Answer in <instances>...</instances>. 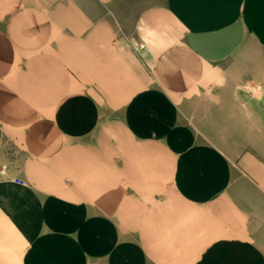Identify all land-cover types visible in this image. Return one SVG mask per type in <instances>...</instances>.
I'll return each mask as SVG.
<instances>
[{"label": "crops", "instance_id": "0c3cea01", "mask_svg": "<svg viewBox=\"0 0 264 264\" xmlns=\"http://www.w3.org/2000/svg\"><path fill=\"white\" fill-rule=\"evenodd\" d=\"M231 85L264 88V0H0V264H264Z\"/></svg>", "mask_w": 264, "mask_h": 264}, {"label": "rangeland", "instance_id": "374dc122", "mask_svg": "<svg viewBox=\"0 0 264 264\" xmlns=\"http://www.w3.org/2000/svg\"><path fill=\"white\" fill-rule=\"evenodd\" d=\"M228 91L232 92V95L234 96L236 95L235 93L237 91H242L244 93V96H247L249 99L252 98L254 106L256 109H258V113L260 115L259 122H264V119L261 120V117L264 118V88L259 85H231ZM198 102L200 103L199 107H202V100ZM210 102L213 104L214 107L211 111L217 113L218 101L216 99H212ZM228 102H231V100H227V103ZM242 107L245 113L247 114L243 118L248 119L249 121L251 119V116L248 107L250 106H248L246 104V101H244ZM209 132L211 138L215 142H217L230 152L236 151V149H238V146H241L245 142L250 141L252 139V136L259 137L260 139L264 140V127H210Z\"/></svg>", "mask_w": 264, "mask_h": 264}, {"label": "built area", "instance_id": "2783aa9c", "mask_svg": "<svg viewBox=\"0 0 264 264\" xmlns=\"http://www.w3.org/2000/svg\"><path fill=\"white\" fill-rule=\"evenodd\" d=\"M16 181L19 182V183H24V181L21 180V179H16Z\"/></svg>", "mask_w": 264, "mask_h": 264}]
</instances>
